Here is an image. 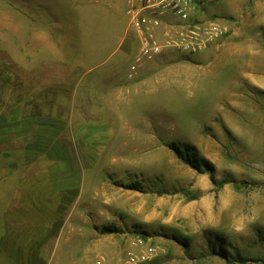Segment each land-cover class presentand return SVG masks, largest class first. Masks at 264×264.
Segmentation results:
<instances>
[{
  "label": "rangeland",
  "instance_id": "obj_1",
  "mask_svg": "<svg viewBox=\"0 0 264 264\" xmlns=\"http://www.w3.org/2000/svg\"><path fill=\"white\" fill-rule=\"evenodd\" d=\"M134 1L0 0V114L16 121L22 105L23 125L65 126L52 145L57 124L30 128L45 150L32 160L2 132L0 203L28 248L60 230V245H42L73 254L60 264H124L131 251L139 264H264V0L203 2L188 19L222 21L217 42L232 35L237 56L210 61L216 42L163 51L129 78Z\"/></svg>",
  "mask_w": 264,
  "mask_h": 264
},
{
  "label": "built area",
  "instance_id": "obj_2",
  "mask_svg": "<svg viewBox=\"0 0 264 264\" xmlns=\"http://www.w3.org/2000/svg\"><path fill=\"white\" fill-rule=\"evenodd\" d=\"M216 0H135L130 3V24L140 36V47L129 70L133 78L150 60L163 51L174 50L196 53L207 50L225 34L218 19L188 20L203 2ZM145 256L129 252L124 264H139ZM94 264H106L103 258Z\"/></svg>",
  "mask_w": 264,
  "mask_h": 264
},
{
  "label": "crops",
  "instance_id": "obj_3",
  "mask_svg": "<svg viewBox=\"0 0 264 264\" xmlns=\"http://www.w3.org/2000/svg\"><path fill=\"white\" fill-rule=\"evenodd\" d=\"M234 37L232 35H228L225 39L220 40L219 42H216L214 45H212L210 47V51H209V55H210V61H211V57H216L222 60V58L226 55V54H231V55H235L237 56L238 53L242 50V45L240 44L239 41H237L236 39H233ZM255 48L253 46V44L250 46L249 48V52L251 54H253L255 52ZM235 53V54H233ZM230 55V56H231ZM18 112H16L15 118L17 119L16 121H14L15 119L12 118V116L9 118L7 116H3V114H0V142L2 141V132L5 133L6 131H8V134L10 135V141L11 139L14 140V143H24L22 147H19L23 150V154H25V160H32V158L29 156L28 157V150H36L39 153L36 155H41L45 150L41 149L38 147V143L41 142V138L43 137V132H41V137H39V135H37V137H35L36 141H33L34 137L31 135H28V132L31 129L34 128H42L45 129L44 125L47 123H51V124H57L54 126H50L54 127L56 132L53 130L54 135L51 137L50 140V144H53V140L56 137V135L58 134V132H60L59 129L64 128L65 126L63 125V123L61 122V126H60V119H58V121H56L54 118H52V120L56 121L54 123V121H51V117L50 115H48L47 117L44 116V118L39 119V122H37L38 120H34V122H27L24 125L22 124L24 122L22 116H24L23 112L24 110H26L25 106H18L17 107ZM20 112V113H19ZM47 118V120H45ZM6 127H3V126ZM21 125V126H19ZM4 128V130H3ZM6 130V131H5ZM51 130V129H50ZM62 130V129H61ZM5 131V132H4ZM36 146V148H35ZM16 149V146L14 148V150ZM50 152H53L56 156L53 157V160H58V156H57V149L53 148L49 150ZM46 151V152H49ZM52 153V154H53ZM13 153H11L12 155ZM12 155L11 158H13ZM27 156V157H26ZM35 156V157H36ZM23 168V167H22ZM29 168V167H28ZM27 169V168H26ZM26 169L23 170H19V171H13V172H9V176L11 175H15L18 174V178H20L21 175L26 176L27 172ZM36 169V168H34ZM46 170H49L51 172V174H53L54 176L57 177H67V174H64V171L60 169H56V170H50L49 168H46ZM83 176V174H82ZM84 177H86L84 175ZM57 189H60L59 192L63 193V189L65 188H60L58 187ZM57 189L55 191H57ZM16 190V189H15ZM23 193L19 192H15L13 191V194H10L11 197L12 196H21ZM10 198V197H8ZM20 199V198H18ZM4 205V204H3ZM3 205L0 203V206H2L1 212L2 214H0V264H60L58 262V257H62L63 256H72L73 254H67L66 251H64L63 254H59V249H55L58 245H60L61 243V239L62 237L60 236V230L54 234V235H50L47 238L43 239H35L33 240V243L31 244V246L28 248V246H25L26 243L21 242L22 239L20 238V235L18 233H20L22 230V228L20 227V225H22V221H17L14 220L13 217L7 216L9 215L8 212L10 211L9 208L4 209ZM9 205V204H8ZM11 206V205H10ZM17 206H21L20 204H18ZM15 209H20V208H14V206H12V210L15 211ZM14 212H11V216L13 215ZM19 212L17 211V214L14 216V218L18 217ZM1 218H4L3 220H1ZM18 219V218H16ZM86 222V221H84ZM74 223L75 221H70L68 224L69 226H73L74 227ZM11 225H14L16 228H14V232L17 233V239H19V241H15V243L13 245H11L10 243H6V239H4L5 237H8V231L9 228H11ZM11 230V229H10ZM1 239H4L3 242ZM21 239V240H20ZM48 240V241H47ZM55 243L56 247H53L52 252L51 253H47L43 250V244L46 243ZM17 256H21V257H17ZM56 257V258H55Z\"/></svg>",
  "mask_w": 264,
  "mask_h": 264
},
{
  "label": "trees",
  "instance_id": "obj_4",
  "mask_svg": "<svg viewBox=\"0 0 264 264\" xmlns=\"http://www.w3.org/2000/svg\"><path fill=\"white\" fill-rule=\"evenodd\" d=\"M227 181H230V179H228V178L222 179L219 182V186L222 187L224 185V183L227 182ZM234 182H235V185L237 187H241V184H239L237 181H234ZM101 231L104 232V233H111V232H117L118 229H117V227L106 225V226L102 227Z\"/></svg>",
  "mask_w": 264,
  "mask_h": 264
}]
</instances>
